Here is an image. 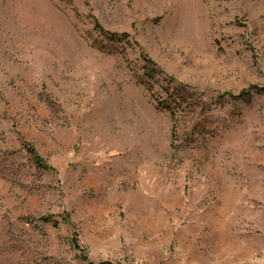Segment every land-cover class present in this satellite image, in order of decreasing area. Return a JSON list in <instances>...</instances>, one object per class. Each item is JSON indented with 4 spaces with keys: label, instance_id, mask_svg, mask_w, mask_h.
I'll list each match as a JSON object with an SVG mask.
<instances>
[{
    "label": "rangeland",
    "instance_id": "obj_1",
    "mask_svg": "<svg viewBox=\"0 0 264 264\" xmlns=\"http://www.w3.org/2000/svg\"><path fill=\"white\" fill-rule=\"evenodd\" d=\"M88 263L264 264V0H0V264Z\"/></svg>",
    "mask_w": 264,
    "mask_h": 264
},
{
    "label": "trees",
    "instance_id": "obj_2",
    "mask_svg": "<svg viewBox=\"0 0 264 264\" xmlns=\"http://www.w3.org/2000/svg\"><path fill=\"white\" fill-rule=\"evenodd\" d=\"M137 82L144 86L145 90L149 93V98L154 102L155 109L169 116L170 121L173 122V129L176 127V121L179 119L178 117L189 116L190 118H198L205 113L207 109V104L198 92L187 85H183L171 78L165 77L155 63L145 57H143L142 74L137 78ZM155 86H158L157 92H154L153 88ZM253 89H255V87H253ZM230 97L246 101L250 99V91H242L236 97L233 95H230ZM195 124L196 126L193 131L200 126V122L198 121ZM175 130L176 129L171 133V146H174L177 140L176 133H174ZM22 147L25 149L32 164L38 170H50V167H48L46 162L40 157L31 144L24 143ZM40 221L43 223H51L53 227L56 228V223L49 218L44 217L40 219ZM74 239L75 240L72 241V247L77 249L78 241L76 237H74Z\"/></svg>",
    "mask_w": 264,
    "mask_h": 264
}]
</instances>
